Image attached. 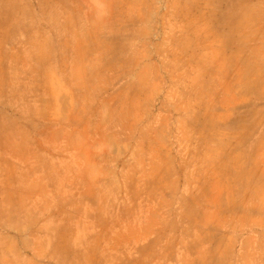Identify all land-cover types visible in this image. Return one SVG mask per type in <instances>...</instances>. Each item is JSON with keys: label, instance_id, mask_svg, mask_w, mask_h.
I'll use <instances>...</instances> for the list:
<instances>
[{"label": "rangeland", "instance_id": "obj_1", "mask_svg": "<svg viewBox=\"0 0 264 264\" xmlns=\"http://www.w3.org/2000/svg\"><path fill=\"white\" fill-rule=\"evenodd\" d=\"M0 264H264V0H0Z\"/></svg>", "mask_w": 264, "mask_h": 264}]
</instances>
